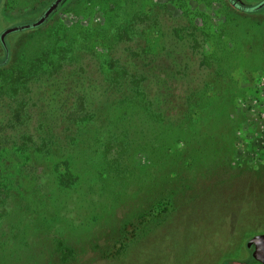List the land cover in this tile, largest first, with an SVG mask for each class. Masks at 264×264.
I'll use <instances>...</instances> for the list:
<instances>
[{"label": "rangeland", "instance_id": "374dc122", "mask_svg": "<svg viewBox=\"0 0 264 264\" xmlns=\"http://www.w3.org/2000/svg\"><path fill=\"white\" fill-rule=\"evenodd\" d=\"M53 1L0 0V34ZM61 4L4 39L0 264H258L264 11Z\"/></svg>", "mask_w": 264, "mask_h": 264}, {"label": "water", "instance_id": "95a60500", "mask_svg": "<svg viewBox=\"0 0 264 264\" xmlns=\"http://www.w3.org/2000/svg\"><path fill=\"white\" fill-rule=\"evenodd\" d=\"M63 0H54L40 15V17L30 23V24H24V25H17L6 28L1 34H0V42L4 44V39L7 35L22 31L26 29L36 28L41 26L49 17L50 15L58 8V6L61 4ZM264 5V1L258 4L257 6L253 7H246L243 5H235V7L241 11L244 12H254L258 11L259 8H261ZM246 247L250 248L252 247L251 256L252 259L258 263V264H264V234H258L256 236L251 237L247 243Z\"/></svg>", "mask_w": 264, "mask_h": 264}, {"label": "trees", "instance_id": "16d2710c", "mask_svg": "<svg viewBox=\"0 0 264 264\" xmlns=\"http://www.w3.org/2000/svg\"><path fill=\"white\" fill-rule=\"evenodd\" d=\"M229 1V3L234 7V8H236L235 7V5H242L238 0H228ZM264 0H260L259 2H257L256 4H254L253 6H257L258 4H260L261 2H263ZM65 2V1H64ZM63 2V3H64ZM62 3V4H63ZM62 4H60L59 6H58V9H59V7L62 5ZM252 6V7H253ZM264 11V5L261 7V8H259L258 9V11ZM51 16V15H50ZM48 20V19H47ZM1 43V42H0ZM6 47V46H5ZM7 58H8V51H7V49H6V51H4V59H3V61H1V63L0 64H4V63H6V61H7Z\"/></svg>", "mask_w": 264, "mask_h": 264}, {"label": "flooded vegetation", "instance_id": "af4514ba", "mask_svg": "<svg viewBox=\"0 0 264 264\" xmlns=\"http://www.w3.org/2000/svg\"><path fill=\"white\" fill-rule=\"evenodd\" d=\"M0 45H1V47H2V49L4 50V51H6V43H5V40H4V44H2V43H0ZM252 247H250L249 249H251Z\"/></svg>", "mask_w": 264, "mask_h": 264}]
</instances>
